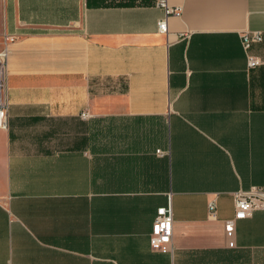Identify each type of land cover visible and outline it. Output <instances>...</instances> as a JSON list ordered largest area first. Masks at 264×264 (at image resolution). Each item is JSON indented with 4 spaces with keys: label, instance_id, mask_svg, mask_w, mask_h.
Segmentation results:
<instances>
[{
    "label": "crops",
    "instance_id": "1",
    "mask_svg": "<svg viewBox=\"0 0 264 264\" xmlns=\"http://www.w3.org/2000/svg\"><path fill=\"white\" fill-rule=\"evenodd\" d=\"M167 3L1 0L0 264H264V209L225 229L264 186V0Z\"/></svg>",
    "mask_w": 264,
    "mask_h": 264
},
{
    "label": "built area",
    "instance_id": "2",
    "mask_svg": "<svg viewBox=\"0 0 264 264\" xmlns=\"http://www.w3.org/2000/svg\"><path fill=\"white\" fill-rule=\"evenodd\" d=\"M155 5L163 11V17L157 22L158 31L165 33L167 31V18L170 15L179 16L180 8L172 7L167 3V0H155ZM262 39V34L258 30L244 31L241 34V44L246 54L247 67L252 68L258 65L259 60L248 53L249 48L253 43L259 42ZM11 36H4L2 47L0 49V128L6 127L7 117V100H6V44L12 41ZM86 116L85 113H81ZM234 200V216L230 220L225 221V229L227 233L233 231V222L237 219H243L250 216L255 209H264V186H250L247 190H236L233 192ZM209 216L215 217V201L208 202ZM172 233V209L169 203L166 206H161L156 209V215L152 222L150 232V246L153 250L170 251Z\"/></svg>",
    "mask_w": 264,
    "mask_h": 264
},
{
    "label": "rangeland",
    "instance_id": "3",
    "mask_svg": "<svg viewBox=\"0 0 264 264\" xmlns=\"http://www.w3.org/2000/svg\"><path fill=\"white\" fill-rule=\"evenodd\" d=\"M2 43H3V35H2V11H1V0H0V47H2Z\"/></svg>",
    "mask_w": 264,
    "mask_h": 264
}]
</instances>
